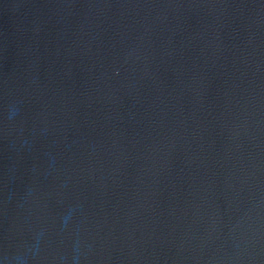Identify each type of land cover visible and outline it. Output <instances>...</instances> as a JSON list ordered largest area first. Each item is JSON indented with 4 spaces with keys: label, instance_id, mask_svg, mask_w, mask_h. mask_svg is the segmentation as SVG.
<instances>
[{
    "label": "water",
    "instance_id": "95a60500",
    "mask_svg": "<svg viewBox=\"0 0 264 264\" xmlns=\"http://www.w3.org/2000/svg\"><path fill=\"white\" fill-rule=\"evenodd\" d=\"M0 264H264V0H0Z\"/></svg>",
    "mask_w": 264,
    "mask_h": 264
}]
</instances>
